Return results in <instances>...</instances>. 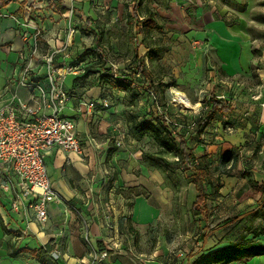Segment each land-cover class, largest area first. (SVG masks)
<instances>
[{"label":"rangeland","instance_id":"1","mask_svg":"<svg viewBox=\"0 0 264 264\" xmlns=\"http://www.w3.org/2000/svg\"><path fill=\"white\" fill-rule=\"evenodd\" d=\"M40 1L47 13L57 10L55 2L59 0ZM87 3L95 14L89 21L79 23L71 15L60 20L69 26L68 33L75 31L76 45L72 43L69 50L74 63L86 75L95 74L96 81L95 68L105 70L103 76L109 74L113 78L111 69L108 70L110 64L117 66L118 74H132L139 65L144 72L136 77L129 75L131 93L119 100L118 107L126 119V126L121 128L125 135L123 142L131 147L119 150L108 145L107 152L114 154V160L111 155L102 162L109 175L105 179L106 189L102 188L99 194L98 211L107 236L100 242L102 247L94 246L97 249L92 251L106 254L98 264L106 262L109 254L112 257L122 254L116 257L122 264H264V195L258 189L264 182V145L247 139L211 160L206 157V148L202 147V156L195 152V137L185 131L193 158L196 162L205 158L201 163L212 176L211 182H201L207 197L200 205L201 215L194 216L191 207L197 192L186 183L189 174L186 166L178 164L173 149H162L165 168L149 161L150 155L160 150L159 143L149 135L134 138L128 127L132 119L148 121L152 105L166 107L167 119L185 127L205 113L207 98L214 92L215 77L222 73L208 42L211 35L208 39H197L195 34L208 21L222 22L231 40L238 38L239 44L245 43L242 46L247 48L239 50V58L243 61L250 55V64L232 80L238 83L240 93L258 94L259 70H264V0H87ZM68 6L72 15L79 12L72 2ZM135 6L137 13L132 12ZM35 11L39 10H31L30 19L37 16ZM117 12L118 16L112 15ZM149 18L160 27L153 28L150 35L137 25ZM39 19L53 18L44 15ZM53 20L54 24L61 23ZM99 49L104 59L100 58ZM98 85L104 95L111 92V86L104 80H99ZM177 94L188 100L187 108L175 100ZM141 153L147 157L143 158ZM110 188L122 199L114 203L117 205L114 210L108 207ZM128 189L133 190L128 193ZM215 228L203 244V234ZM83 243L91 245L89 238ZM7 248L14 257L10 260L12 264L14 261L53 264L41 251H37L35 257L39 261H36L26 252L16 253L19 246L10 244Z\"/></svg>","mask_w":264,"mask_h":264},{"label":"crops","instance_id":"2","mask_svg":"<svg viewBox=\"0 0 264 264\" xmlns=\"http://www.w3.org/2000/svg\"><path fill=\"white\" fill-rule=\"evenodd\" d=\"M2 1L0 0V111L12 108L22 120H29L31 117L26 110L38 116L50 114L51 103L45 99L50 81L45 57L54 53L53 67L72 65L77 70L75 74L61 77L54 75L52 80L58 89L69 96L60 116L75 121L82 153L67 154L51 149L44 156L50 186L57 192L60 201L46 206L47 221L42 225L36 222L33 212L28 208L33 201L31 197L25 198L17 210L12 208L14 197L19 192L14 181L10 186H0V264H12L10 260L14 257L8 254L7 248L10 244L19 246L16 253L41 248L49 259L56 252L59 257L55 264H92L91 251L93 248H101L100 242L107 236V232L101 228L102 219L98 211L101 208L99 194L102 188L106 189L105 179L109 175L102 162L108 161L112 155L107 152L108 145L119 150L125 146L131 147L126 142L118 147L114 141L115 130L126 126L125 116L118 107L124 94L112 91L115 102L106 110H100L98 106L94 109L86 108L84 102L99 100L106 95L98 85L99 81L95 80L96 75H86L71 57L72 50H69L72 43L73 46L76 45L75 36L68 33L69 26L60 21L61 17H70L69 10L65 13L58 10L47 13L40 0H10L5 6ZM59 1L66 9L69 2L77 7L79 12L71 16L72 20L79 23L89 21V17L95 15L87 0ZM31 10H39L34 12L37 16L33 19H30ZM132 12L137 13V10L132 9ZM44 15L56 18L61 23L54 24L56 20L53 19H39ZM112 15L118 16V12ZM227 29L222 22L212 20L205 22L203 29L195 33L197 39H208L211 35L208 42L214 49L222 72L219 77H215L213 93L229 109L226 114L217 113L200 137L205 144L195 149L202 156V147L206 148V157L211 160L216 158V154L228 153L231 147L247 139L264 145V70H259L258 94L240 93L237 90L238 83L232 77L242 74L251 58L248 55L241 61L239 50H246L247 47L242 46L245 43L239 44L238 38L231 40ZM24 32H27L28 38L23 36ZM33 39L37 50L33 57L28 58V45ZM116 156L115 154V159ZM111 160H114V154ZM119 201L122 199L115 194L114 188H110L109 209L114 210L117 206L114 203ZM138 204H142L140 200ZM87 238L91 242L90 246L83 243ZM116 257L120 258L122 254H114L113 257L109 254L102 264H122L121 259Z\"/></svg>","mask_w":264,"mask_h":264},{"label":"built area","instance_id":"3","mask_svg":"<svg viewBox=\"0 0 264 264\" xmlns=\"http://www.w3.org/2000/svg\"><path fill=\"white\" fill-rule=\"evenodd\" d=\"M72 13L73 11L69 10V14ZM73 32L71 30L70 34ZM23 36L29 37L27 32H24ZM33 40L28 45V58L33 57L37 50L35 39ZM54 55L53 53L45 57L50 74L45 99L51 103L50 114L38 116L26 110L31 117L29 120H22L16 116L12 108L0 111V186H10L15 182L19 192L12 202L14 210L20 207V203L25 198L31 197L33 201L28 208L40 225L47 221L46 206L60 201L59 195L50 186L43 161L44 156L51 149H58L67 154L82 153L75 121L60 116V111L69 96L58 89L52 80L54 75L61 77L65 74H75L77 70L72 65L53 67ZM110 69L113 79H117L119 75L117 66L110 64ZM110 93L99 100L84 102V105L88 109L98 106L100 110H106L115 102L112 91ZM157 112L169 122L165 109L158 106ZM193 128L195 126L192 123L190 129ZM115 131L114 141L116 146L120 147L125 135L120 129ZM105 256V253L95 254L91 251L92 264H98ZM58 257L59 254L56 252L51 254L54 260Z\"/></svg>","mask_w":264,"mask_h":264},{"label":"trees","instance_id":"4","mask_svg":"<svg viewBox=\"0 0 264 264\" xmlns=\"http://www.w3.org/2000/svg\"><path fill=\"white\" fill-rule=\"evenodd\" d=\"M10 0H3L2 5H7ZM55 5L57 7V10L60 13L67 12V9L61 6L60 1L55 2ZM136 6L133 8V11H136ZM137 25L142 26L145 29V33L150 35V32L153 28L159 29L160 27L157 25V23L149 18L144 23L137 22ZM98 50V53L100 55V58H103L102 56V50ZM104 59V58H103ZM106 62V61H105ZM110 68H108L109 70ZM95 71H97V79L98 81L104 80L105 83H108L111 86V91H116L117 93H123L124 95H130L131 93V86H132V79L129 82V75L132 77H136L137 75H144V72L142 70V66H138L137 71H134L132 74L124 72L123 74H119L117 79H111V75L109 74L103 76V73H105V70H101V68L97 69L95 68ZM131 107L134 106V101L130 104ZM158 105H152L151 111L152 116L150 119L146 122H137L136 120L132 119L129 122V132L130 134L137 139H141L147 135L153 138V140L157 143H159L160 150L157 151V153L150 155L148 158L149 161L154 162L156 165H159L162 168H165L163 161L161 160V154L162 149H165L166 151L172 150L175 153V156L177 158V162L179 165L184 164L186 166V170L188 171V175L186 176V183L193 185L196 189L197 195L194 198V201L192 203V212L194 216L201 215L202 211L200 209V205L204 202V200L207 197V194L202 190L201 188V182L204 180H207L209 182L212 181V176L209 172V170L206 168L204 163H201V161H205V158L200 159L198 162H196V159L193 158L192 151L190 150L189 146V139L185 136L187 132L190 131L191 135L195 137V143L193 146L199 147L200 145H204L203 140L200 138L201 135H203L206 131V129L209 127L210 123L215 119L217 113L220 114H226L229 112L227 104H225L222 100H219L214 93H210L207 98V104L204 108V114L194 119L191 124L193 123L195 128L190 130V124L188 126H179L178 124H174L172 122L165 121L163 115L159 114L157 112ZM163 109L166 110V107H163ZM179 127L180 130H179ZM171 144V145H170ZM172 148H171V147ZM141 156L143 158H146L147 156L143 153H141ZM226 161V159H225ZM209 162V161H208ZM227 162V161H226ZM250 181V180H249ZM260 193L264 195V182L258 187ZM133 189H128L127 192H131ZM139 195H135L133 197H138ZM243 218V217H242ZM238 218V220L242 219ZM212 229L207 231L206 234H203L202 236V243H206L208 237L214 233L216 230ZM27 253L30 254L31 257L35 258L36 261H39L38 258H36L37 251H42V253H46L45 251L40 249L37 250H26ZM24 252V250L20 251ZM50 260L56 263V260L50 257Z\"/></svg>","mask_w":264,"mask_h":264},{"label":"bare ground","instance_id":"5","mask_svg":"<svg viewBox=\"0 0 264 264\" xmlns=\"http://www.w3.org/2000/svg\"><path fill=\"white\" fill-rule=\"evenodd\" d=\"M175 100L179 101V103H181L184 108L189 106L188 100L182 95L177 94V98Z\"/></svg>","mask_w":264,"mask_h":264}]
</instances>
